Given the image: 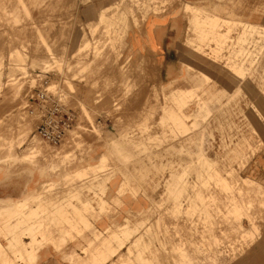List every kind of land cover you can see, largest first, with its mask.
<instances>
[{"label":"rangeland","instance_id":"374dc122","mask_svg":"<svg viewBox=\"0 0 264 264\" xmlns=\"http://www.w3.org/2000/svg\"><path fill=\"white\" fill-rule=\"evenodd\" d=\"M185 1L0 0V163L46 178L0 198V264H264V0ZM178 3L189 73L164 86L130 36ZM45 90L76 114L59 146L34 136Z\"/></svg>","mask_w":264,"mask_h":264},{"label":"crops","instance_id":"0c3cea01","mask_svg":"<svg viewBox=\"0 0 264 264\" xmlns=\"http://www.w3.org/2000/svg\"><path fill=\"white\" fill-rule=\"evenodd\" d=\"M228 0H186L185 4L196 5L207 3L213 7H225ZM183 3L171 6L168 10L159 14H148L140 26L141 31L133 32L130 36V45L139 54L152 56L159 69L161 83L164 86H184L188 78V70L184 65L183 56L186 54V42L188 40L190 16ZM217 8V9H218ZM134 27V26H133ZM102 132V138L95 137L93 154L90 156L92 166H98L104 153L116 140L107 137ZM111 142V144H109ZM88 162V157H83ZM80 160V159H79ZM92 160V161H91ZM80 161L74 162V172L79 171ZM81 170V169H80ZM43 172L31 162H18L15 164L0 163V198L6 200H23L32 196L44 183ZM120 182L118 178H111L107 183L109 198L115 199L118 194ZM141 197V196H140ZM134 199L130 195L123 198L124 210L137 211L144 206V199ZM103 225H108V219H103ZM49 253V251H48ZM47 251L40 258L42 264H52L54 260Z\"/></svg>","mask_w":264,"mask_h":264},{"label":"built area","instance_id":"2783aa9c","mask_svg":"<svg viewBox=\"0 0 264 264\" xmlns=\"http://www.w3.org/2000/svg\"><path fill=\"white\" fill-rule=\"evenodd\" d=\"M35 100L30 111L37 118L34 136L53 146L63 144L76 125L75 112L47 90L39 92Z\"/></svg>","mask_w":264,"mask_h":264},{"label":"bare ground","instance_id":"6f19581e","mask_svg":"<svg viewBox=\"0 0 264 264\" xmlns=\"http://www.w3.org/2000/svg\"><path fill=\"white\" fill-rule=\"evenodd\" d=\"M5 3H6V1H5ZM200 5V4H199ZM37 149V148H36ZM40 151V150H39ZM41 152V151H40ZM42 153H44V152H42ZM57 153V152H56ZM41 154V153H40ZM50 156V155H49ZM62 156V155H61ZM45 157V156H44ZM43 160H44V158H43ZM54 162V161H53ZM103 167V166H102Z\"/></svg>","mask_w":264,"mask_h":264}]
</instances>
